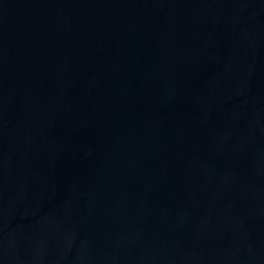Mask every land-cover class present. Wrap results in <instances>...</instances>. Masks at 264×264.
Wrapping results in <instances>:
<instances>
[{"label":"water","instance_id":"1","mask_svg":"<svg viewBox=\"0 0 264 264\" xmlns=\"http://www.w3.org/2000/svg\"><path fill=\"white\" fill-rule=\"evenodd\" d=\"M0 264H264V0H0Z\"/></svg>","mask_w":264,"mask_h":264}]
</instances>
